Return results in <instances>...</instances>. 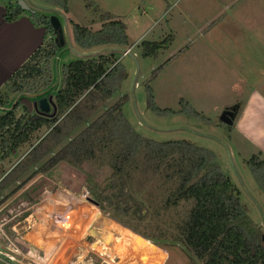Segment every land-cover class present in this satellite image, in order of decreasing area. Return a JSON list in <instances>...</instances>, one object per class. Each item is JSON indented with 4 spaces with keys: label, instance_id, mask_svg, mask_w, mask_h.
I'll use <instances>...</instances> for the list:
<instances>
[{
    "label": "rangeland",
    "instance_id": "374dc122",
    "mask_svg": "<svg viewBox=\"0 0 264 264\" xmlns=\"http://www.w3.org/2000/svg\"><path fill=\"white\" fill-rule=\"evenodd\" d=\"M13 1L18 3L20 0ZM23 1L38 14L57 17L65 41V47L53 61L54 84L50 90L41 95H9L13 103L26 97L38 105L43 99L57 95L63 81L64 65L94 57L85 55L87 52L74 44L72 23L94 32L101 29L102 23L94 10L87 9V0H70L68 14L37 0ZM90 1L103 13L124 21L129 42L136 44L125 51L135 54V58L125 55L124 50L116 53L125 70L121 88L113 98L99 104L70 137L77 136L106 108L126 95L129 99L124 108L125 116L145 138L162 143L184 141L215 153L223 172L239 190L247 215L264 230V190L247 164L256 152L239 136L231 135L233 128L222 120L226 110L243 98L239 88L245 83L238 71L243 72L245 58L252 60L251 63L258 58L264 59L261 53L264 48L255 49L257 52L253 55L251 49L244 47V43L255 38L254 35L264 43V32L246 34V30L242 32L235 28L246 29L250 24L261 28L264 12L256 16L253 10L264 11V0L156 1V10L148 11V15L140 9L142 4L145 6L149 2L146 0ZM241 8L250 12L240 17L236 12ZM224 14L227 18L223 19ZM232 15L238 17L235 19ZM145 41L168 45L157 58H146L140 48ZM223 56L227 62H223ZM254 76L251 74L250 79ZM148 86L152 89L155 106L174 111V115H159L151 109ZM249 86L250 83L246 84V88ZM1 91L5 92L6 88ZM181 100L188 102L200 117L181 114ZM18 108L17 116L21 117L25 112L22 106ZM47 133V130L41 131L34 145H27L8 157L0 143V264H121L122 260L112 249L119 230L132 233L139 243L149 245L160 258V264H199L182 244L169 240L149 241L114 220L109 210L105 211V206L100 208L95 203L92 191L105 184L112 175L106 162H87L80 168L60 163L42 173L39 172L42 164L31 166L26 157ZM48 158V155L44 156V159ZM155 191L151 189V193ZM147 194L146 189L139 198L149 207L145 200ZM74 209L79 211L76 217ZM183 212L180 209L179 213ZM176 218L177 213L170 211L162 214L160 219L151 215L147 219L160 227H171ZM37 235L39 247L32 241ZM5 256L15 258L17 262Z\"/></svg>",
    "mask_w": 264,
    "mask_h": 264
},
{
    "label": "trees",
    "instance_id": "16d2710c",
    "mask_svg": "<svg viewBox=\"0 0 264 264\" xmlns=\"http://www.w3.org/2000/svg\"><path fill=\"white\" fill-rule=\"evenodd\" d=\"M4 1L8 23L26 15L36 27L45 29L49 39L9 79L6 91H0V108L13 105L9 95H41L50 90L54 84L53 61L65 47L58 40L51 17L32 8L23 10L13 0ZM37 1L69 13L70 0ZM87 1V9L100 16L102 27L94 32L72 23L78 49L89 53L105 47L130 48L124 21L103 13L92 1ZM167 45L145 41L140 48L144 57L157 58ZM124 71L115 53L64 65L62 85L53 98L54 109L50 113L42 112L31 99L21 97L14 105V112L0 116V143L4 153L8 157L27 145H34L38 134L47 130V135L26 157L31 166L42 164L39 167L42 173L60 163L80 168L87 162H106L112 175L92 195L95 203L100 208L106 207L105 211L109 210L117 222L149 241L182 244L199 264H264L263 227L247 215L239 190L223 172L217 155L184 141L162 143L145 138L125 116L128 96H122L77 136L70 137L99 104L118 93ZM148 98L155 113L175 114L155 106L150 86ZM180 105L181 114L200 117L185 100ZM19 106L25 112L21 117L16 115ZM46 155L48 159H44ZM247 164L264 190L261 153L253 155ZM146 189L149 207L139 198ZM151 189L157 191L151 193ZM180 209L184 211L182 214ZM170 211L177 213L171 227H160L147 219L149 215L160 219Z\"/></svg>",
    "mask_w": 264,
    "mask_h": 264
},
{
    "label": "crops",
    "instance_id": "0c3cea01",
    "mask_svg": "<svg viewBox=\"0 0 264 264\" xmlns=\"http://www.w3.org/2000/svg\"><path fill=\"white\" fill-rule=\"evenodd\" d=\"M146 1L149 2L145 3V6L142 4L140 6V9L142 10V13L145 12L144 14L148 15V11L152 12L156 10V5H158L156 1L170 0ZM255 9L256 10L253 11H255L254 14L256 16L262 15V13L264 12L261 10H257V8ZM249 12V10L246 11L244 8H241L240 10H237L236 15H240L241 17L242 15H247ZM5 16V1L0 0V91L3 87L6 86L9 79L16 73V71L33 56L35 51L43 46L47 38L45 29L43 27H36L28 16L23 15L13 23H8ZM232 16L235 19L238 17H234V15ZM221 17H223V19L227 18V14H224ZM262 21H264V18H262ZM235 28L236 30L242 32L246 30V34L250 31L264 32V25L259 28L257 24H250L246 29H242L241 27ZM202 32H204V30ZM254 37L255 38H252V41H247L246 43H244V47L251 49V54L253 55L257 52L255 51V49L264 48V43L258 40V35H254ZM130 44L131 47L136 45L132 43ZM101 49L102 48H97L85 55H88L89 57L91 55H94L95 57L98 54H116L118 51H120L119 49L110 47L107 49ZM261 53L264 55V50L261 51ZM133 56L135 57V54H133ZM245 60L247 62L246 66L243 67V72L238 71L239 75L242 74L241 79H243V83H245V86L241 84V87L239 88V95L243 97V100L241 99L235 106H232L233 108H228L226 110H236V117L233 125H231V128L233 129L230 133L234 137L237 135L241 139H243L244 143L249 148H251L252 151L256 152V154L261 153L262 159H264V59L258 58L254 63H251L252 60H250L249 58H245ZM227 61L228 60L223 56V62ZM251 74L255 75L254 79H250ZM249 83L250 86L246 88V84ZM15 104L16 102L11 106L0 108V116H4L12 111L14 112ZM18 109L19 108H17V110ZM1 201L2 199H0V203ZM1 212L2 211L0 210V213Z\"/></svg>",
    "mask_w": 264,
    "mask_h": 264
},
{
    "label": "bare ground",
    "instance_id": "6f19581e",
    "mask_svg": "<svg viewBox=\"0 0 264 264\" xmlns=\"http://www.w3.org/2000/svg\"><path fill=\"white\" fill-rule=\"evenodd\" d=\"M74 210V217H76V214H79V211L76 209ZM87 212V215H89V211ZM119 231L118 236L114 239L115 246L112 249L115 250V254L118 255V258L122 260L121 264L126 262L129 264H160V258L155 255L153 249L149 245L139 243L133 238L134 235L132 233H128L125 230ZM36 237V240L32 241L33 244H36L39 247V235ZM104 246L109 249L106 245Z\"/></svg>",
    "mask_w": 264,
    "mask_h": 264
},
{
    "label": "water",
    "instance_id": "95a60500",
    "mask_svg": "<svg viewBox=\"0 0 264 264\" xmlns=\"http://www.w3.org/2000/svg\"><path fill=\"white\" fill-rule=\"evenodd\" d=\"M19 6L26 11L31 10V8L26 4L25 1L20 0L18 1ZM51 22L55 30L58 32V40L61 41L62 46H65V41L63 40V28L61 26V23L57 17H51ZM125 51V50H124ZM125 51L124 53H126ZM129 55L133 58H135L132 54L129 53ZM37 105V104H36ZM39 105V106H38ZM37 106L40 108V110L44 113H50L52 109H54V104H53V98L50 97L48 100L43 99ZM236 117V110H228L226 111L223 116L222 120L224 123L228 124L229 126L233 125L234 120Z\"/></svg>",
    "mask_w": 264,
    "mask_h": 264
},
{
    "label": "built area",
    "instance_id": "2783aa9c",
    "mask_svg": "<svg viewBox=\"0 0 264 264\" xmlns=\"http://www.w3.org/2000/svg\"><path fill=\"white\" fill-rule=\"evenodd\" d=\"M129 52H130V51H127V52L125 53V55H128ZM5 257H6V258H10V260H12L13 262H17V261H14L15 258H11V257H9V256H5ZM21 264H23V263H21Z\"/></svg>",
    "mask_w": 264,
    "mask_h": 264
}]
</instances>
